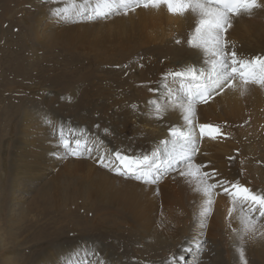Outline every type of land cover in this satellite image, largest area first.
I'll use <instances>...</instances> for the list:
<instances>
[{
	"label": "bare ground",
	"instance_id": "1",
	"mask_svg": "<svg viewBox=\"0 0 264 264\" xmlns=\"http://www.w3.org/2000/svg\"><path fill=\"white\" fill-rule=\"evenodd\" d=\"M258 4L260 5V7L253 9L251 15H248L245 13H241L240 15H234L231 20L232 27L228 29L227 31L231 35H235V36L245 34L247 32V36H246L247 45L244 46L245 45L244 44L241 46L240 49L238 48V51H240L239 53H242V58H239V59H242V60H251L257 56L264 57V50H262L264 49V0H258ZM77 10H80V9H77ZM65 11L67 13L65 15H68V17L72 16L71 10L66 9ZM124 15L122 16H124V19L126 18V20H122L120 22L119 19L121 18L115 16L113 17L115 18L113 22H116V25L124 26L126 28L127 25L133 24L134 21H138V22L142 21V23H144L145 21L155 22L157 18H161V17L167 18L168 20L171 21V23L174 26L172 30L176 31V35L174 37L175 39L173 38L174 39L173 43H168L165 47L163 48L161 47L159 49H151L149 47L145 48L144 45H147V43L146 41L142 39V37H144L141 35L142 29L140 31L141 34H139L140 32H138V35H136L137 34L136 31H135L136 34L135 32L133 33L132 31V33L136 36L131 41H133L135 45L138 46L137 53H135V55L130 56V58L127 61H124L123 64L119 63L121 65L120 68H109V69L106 68L104 70L101 69L102 71L99 70L100 72H103V74L105 75H100L99 72L95 73L94 72L95 70L92 71L90 69L91 72H89L88 74L89 76L91 75L90 82H92V84L90 85L91 88L88 91L89 95L86 93V91H83V92L79 91L78 93L79 99H76L74 103L71 102L70 104H68L67 102L68 105H66L64 101L59 100V97H55L54 100L48 99L44 101V106L40 107L42 109L40 108L35 109V110L33 109V111L36 112V116L37 115H40L41 117L43 116L44 119L57 117L59 121L58 126H57V128L59 129L58 133L61 134V130H62L63 136L65 139H66L67 132L72 134L74 132L77 133L80 131V134L84 138L89 137L90 141L92 140V142L95 143V145L97 144L99 146L102 145L106 147L108 151L111 150L114 153L116 151H120L121 153L125 155L135 156V157H140L142 155L152 156L153 153L151 154V151L146 149L143 143L139 144L142 142L141 140L137 141L136 144H134L132 140L128 141V138L126 135V132H127L126 129H128V127L131 125L126 123L127 122L125 121L126 117H129V115L132 113V117L136 118L138 122H143L146 125L153 126V127L155 125L157 126L158 130H155V129L154 130L158 131V137L146 136L150 138V142L155 143L158 140L163 141V140H166L167 137H170L171 139H173V137L171 136L170 129L173 127H176V125L174 124L176 122L187 123L184 120L185 113L181 105L186 104L188 97L187 95L186 97L184 96V98L181 97L182 99L177 103H173V104L164 103V101L168 99V98L166 99V96H167L166 90L168 88V84H170L167 76L170 74V70L177 66V65H173L172 63L179 62L183 64L181 65L183 67L182 68L183 71H186L189 68L194 69L197 72V74L200 76V81L203 82L205 77L211 76L212 74L213 56H212L211 51L207 50L206 48L195 47L189 43V41L191 40V37L194 34V30H195L196 24L198 23V19H199L198 15L191 11L186 12L184 14H172L168 11L166 5H161L158 8H153V7L144 8L141 5L138 8L135 7L134 9L128 10L127 14L124 13ZM132 16H134L136 19L134 18L135 19L134 20L130 18ZM130 19L134 21H130ZM138 22L136 23L138 24ZM108 23H105L104 26H106V24ZM96 26H89V29L91 31V34L97 37V34L101 30L94 32L97 30ZM140 26H142V24ZM146 27L148 28L149 25ZM82 28L83 27H81V29ZM107 28L109 29V25H107ZM147 28H145L143 31L145 30L147 31L148 30ZM64 31H66V28ZM80 32L81 34L79 36H81V40H83L85 38L83 36L88 33V30L83 29ZM130 33L128 35H130ZM73 34L74 32L72 33V35ZM65 35L63 36L61 35L60 39L56 41L60 43V46L63 45V47L69 46L71 44L70 41L72 37L71 38L64 37ZM57 39L52 38V40H57ZM226 39H227V36H226ZM95 43L97 44V42ZM27 44L29 45V43ZM229 44L231 45V43ZM231 46L230 48H232ZM172 47H174V49H172ZM234 48L236 50V47ZM12 49H14V47ZM129 50H132V49H129ZM8 59L9 58H7V60ZM14 60L11 59L10 63L7 62L9 63L8 65L9 67L11 65H15L11 71L12 73H15L17 66H18V63L14 62ZM81 63L82 61H80L78 63L80 65H77V66L82 67L85 62L83 64ZM111 65L112 64H110V66ZM193 67H196V68H193ZM67 73L71 74L72 76L73 75L78 76L80 79H82L83 77V76H79V74L74 70H69ZM117 73H120V74H117ZM18 74H22L21 79L24 78V80H28L30 77L41 79L42 81L46 79V76L43 75V73L35 74L33 72L31 74L28 71V69H24V70L21 69V71ZM63 74L66 75V72ZM51 78L52 77H50V79ZM16 80L18 79L16 78ZM118 87H120L121 89L119 93V97L122 96L123 93L128 91L131 94V97H132L131 99H133V101L138 106L139 104L141 105L140 106L141 111L138 110L139 108L137 109L130 108L128 105L124 104L125 100L123 99L121 101H115L113 99L112 90L113 88H118ZM24 89H27V87H22L20 90L11 91L10 93H7V94L4 93L5 91H3L0 94V99H3L4 101L3 107L0 109V121L7 122L6 123L7 128H5L2 124H0V136L4 135L5 131L10 132V127H11L12 132L15 131L16 133H19L20 131H23L24 129L23 133L25 134L29 133L30 128L28 129V127H25L26 126L25 121L27 123L30 121H34V119L31 117V113L29 112L32 109H30L27 106V104L32 101V98H31V95L28 94L26 91L25 93L23 92L20 93V91ZM152 92H154L153 94L155 95L157 94L158 96V100L155 103L149 102V98L153 97ZM110 99L111 101H114V102L110 103L109 102ZM209 99L210 100L208 102L211 104H216V106L221 104V106L224 109L223 110L224 112L222 114L227 117L229 115L228 120L230 121V123L234 125V127L236 126L235 128L236 131L238 129L240 133L244 132L245 134V132H247L248 130L253 131V130H256L257 128H260L261 126H264V86L253 84V83H249L245 85L243 84L240 78H237L234 81L231 88H227L219 95L215 94L213 97ZM105 100L106 102H104ZM88 102L90 103L86 105ZM102 103H106L105 105L106 112L111 110V108L114 107L115 103L117 104V105L115 104L116 111L108 112L109 113L108 118L106 117L107 115L104 116V114L99 112L100 110L99 108L94 109L95 108L94 106H98V105L101 106L100 104ZM156 105H159L161 108V114L159 118L156 115ZM87 106L91 107V111L88 110L89 108ZM149 106H150V111L152 112L148 111L149 113L145 115L146 112L144 111ZM104 109L105 108H102V110ZM211 110L209 109V107H207L205 103L195 104L194 106L195 115H194V120H193L196 122L195 124L197 126L195 132L199 133V125L202 122L207 123L211 121L212 116L210 115V113L213 112V111L210 112ZM68 113H71V114H68ZM85 114H89V119H87L83 124H79V121L84 120ZM14 115H17L16 122L19 119L20 125L18 126V128L16 127V124L11 126V117ZM40 118H38L39 121H40ZM223 120L224 119H222V121ZM224 121L226 122V119ZM170 122H172L173 126L170 124ZM134 124L136 125V123ZM129 134H131V132ZM142 134L144 133L142 132ZM222 136L223 134L218 135L217 138L215 139L210 138V137H203V139L206 138L207 141H213L214 142L213 145L215 147L212 148L213 146L212 145L211 148L207 149L208 158H206V156H204L203 154H199L197 152L196 155H194L193 157L194 163L196 165H201L202 166L201 170L205 172L210 173V171L214 169L220 170L219 171L220 174L214 176L212 180L209 181L210 183H214L216 180L227 181L228 179H234L235 182H237L240 185L247 186L255 193H264V158L258 157L255 161L248 160L247 163H244L243 162L244 160H243V161H240L241 162L240 164L234 163L235 166H233L232 165L233 161L231 162V160H229L230 158L222 159L224 156L228 154L226 151L228 147L226 145L227 140L226 142L221 141L220 138ZM146 137L144 136L143 138H146ZM25 138L26 136L24 134H21L16 141L12 140L13 142L12 141L7 142L6 146L1 145L0 147V178L2 182L4 180L7 182V187H8V194L6 195L7 202L5 201L0 202V209H1L0 212H3L2 214H5V216H7L10 221L18 219V222H22L23 226L25 224L26 225L24 228L25 233L35 232L34 238L32 236L33 241L42 233H44V237L46 238H44L45 241H43L44 244H43V248L41 251L42 253L36 254L32 260H29L28 262H24V261L19 262V261H13L9 257H3L2 259H0V264H61L62 262L61 260H64V262H68L70 264H79L81 259H85V257L80 258V256L83 254H86L87 257H91V260H95L96 262L101 261L102 264H106L105 262L113 263L114 262L113 260L115 257L112 256L110 253L104 254L108 256L101 255L100 245L94 244L96 246H93L88 243L87 251L81 252L79 251L78 246H81V245L83 246L84 244H81L78 238L76 237L67 238L64 241L59 240V243H58L57 239L61 236L59 235V233L63 229V225L59 226V224H57V221H55L54 219L53 220L55 222H51V221L47 222L46 220H44V222H46L45 223L46 225L43 222H42L43 224H41V222L39 221L40 219H42V218L39 219L40 214L44 216L45 219L49 218L50 213L53 212L52 214H55L54 213L55 211L51 210L53 207H55L57 211V208H61V206H65V203L72 201V199L76 195V192L77 191L79 192V189H78L77 184L68 181L70 179L69 177H64L65 178V181H64L63 172H62L58 177H55V178L50 177L52 179L47 180L48 181L47 184L42 186L41 189L38 190L39 192L36 198L34 197V199L27 200L28 193L30 192V190L34 188L33 187L34 182L37 183L36 181L38 179L37 177L39 175L42 176L43 173H45L48 169L50 170L51 168H53L54 164L57 163L58 160L60 159L59 158L60 142L57 140L54 141V139L52 140L44 134L41 137L39 135H35V137H33L32 139L33 141L30 142L31 148L30 150H28L29 154L27 157V152H26L27 150H23V143H24ZM138 139L140 138L138 137ZM27 147H28V143H27ZM231 149H233V147H231ZM167 150L168 148L166 150L161 149L159 150L158 153H156V155L160 158H163ZM213 151L216 153H213ZM197 154L199 156H197ZM210 154L212 155L214 154L216 156L209 158L211 156ZM240 154H238V156ZM251 154H253L252 151H251ZM102 155L106 158V162H108L109 160H114V158H109L105 156V154H102ZM241 155L244 156V154H241ZM24 156L25 158H23ZM207 160H209V163L206 166H204L203 162ZM88 164L89 163L86 162V165ZM224 164H230L229 168L227 169V167H224ZM178 166L180 167V169L184 167L182 166V164ZM105 170L95 165L94 172L97 175H99L98 178L103 181V184L97 186V188L96 187L85 188L86 192L94 190V189L97 190L98 188L101 189L103 194L98 196L100 199L99 203H101L104 207L110 208L111 210H115L116 208L117 211L122 212L123 210H128L132 208L133 206L129 207L123 201H120L121 199L118 200L117 197L118 196L122 197L123 195L122 194V190H123L122 183L118 181L119 185L117 184L118 185L117 186L114 182L113 175L109 172V170H106V171ZM28 182H30L29 185L31 187L27 186ZM123 182H124V179H123ZM197 184L199 185L200 183L195 178L181 176L179 174V169L178 170L175 169L174 172L170 175V177H168V179H166L164 183H162L161 185H158V187L156 188L141 187L139 189L130 188L129 195H130V198L131 197L134 198V201L136 203L135 205H137V202L141 203L140 198H142L143 204L142 203L141 204L143 207L142 211H144L145 213L144 219L150 220V219H155L157 215V211L159 209L162 210V208H163L162 211H164V208H166V205L168 204L176 206L177 208L182 207L183 209H186L184 198L186 195L187 196L191 195L194 189L196 190L195 186ZM124 187L126 188L125 185ZM108 189L110 191H114L115 194H113L111 197L110 196L105 197L104 196L105 191ZM86 192L83 194H86ZM3 194H6L5 190H3ZM91 194L92 192H90V195L88 194V196H91ZM213 198L211 197V200ZM124 199L129 200V198L127 197ZM207 199L208 198L200 190V192L197 193V196L195 198L196 202L194 201V203L190 205V210L188 211L189 213H187L188 216L183 223L184 224L183 231H179V232L176 231V233H170V235L172 234L170 237L164 236L159 231L160 227H157V229L154 228L150 230V232L147 235L145 231L142 230V228L140 229L139 231L140 233L138 234L140 235L138 243L141 240V244L145 245L143 249H141L140 251L142 255H144V258H147L146 262H151L150 264H155V263L159 264L161 262H164L166 260L165 259L166 257L164 256L167 253H173L174 255L179 253V248L182 246L184 239L188 241L190 239H198L201 235H203V231H210V234H214V236L211 235L212 237L214 238L219 237L218 238L219 240L218 250L220 251V257L218 258L217 261L214 262V264L216 263L225 264L224 260L226 261V264H244L245 261H247V264H264V229H263V226L258 222L256 223V226H255L256 232L254 234V238H249V236L244 235V226H245L244 218L247 215V212H245L243 209L240 208V204L237 201L235 202V205H233L232 198L225 194L220 195V196L218 195L215 197L214 207L209 210V212H211L210 215L208 213L207 216H202L201 213L204 210ZM69 207L67 209H70ZM229 213H231V215ZM60 217L62 218V216ZM73 223L74 222H72V224ZM75 225L77 226V224ZM34 226L35 227L37 226V229L34 228L30 230V228ZM50 227H54V230H50L51 229ZM70 229L72 228L70 227ZM144 236H146L147 238H144ZM135 237L136 236L134 237L132 236V238H135ZM241 237H243V240L241 239ZM49 239H52L53 241ZM149 239H150V242L148 241ZM142 240L145 241V243H143ZM48 241H51L52 243ZM214 243L216 245V241ZM224 247H225V253H224ZM5 249L6 250H3V251H5V253L8 252L9 254L11 252L17 251V248L13 246L12 247L8 246V248H5ZM54 251L60 252V254L62 255L56 254ZM232 253H235V255ZM160 258L162 260H160ZM154 259H157V261L159 262H157L156 260L153 261ZM191 260H194V259H191ZM115 264H124V263L117 262Z\"/></svg>",
	"mask_w": 264,
	"mask_h": 264
},
{
	"label": "rangeland",
	"instance_id": "2",
	"mask_svg": "<svg viewBox=\"0 0 264 264\" xmlns=\"http://www.w3.org/2000/svg\"><path fill=\"white\" fill-rule=\"evenodd\" d=\"M97 3H98V0H0V90H1L0 94L3 91H5L4 92L5 94H7V93H10L11 91L20 90L22 87H27V89L21 90L20 93L21 92L25 93L26 91L28 94L31 95L32 101L29 102L27 106L30 109H32L29 112L31 113V117L34 119V121H30L28 123L25 121V125H26L25 127H28V129L30 128L28 134L23 133L24 129L23 131H20L19 133H16L15 131L12 132L11 127H10V132L5 131L4 135L0 136V147L1 145L6 146L7 142H10L12 140L16 141L21 134H24L26 138L23 143V150H27L26 152H27V157H28V154H29L28 150H30L31 148L30 142L33 141L32 139L33 137H35V135H39L41 137L44 134L48 136L50 139L52 140L54 139V141L56 140L59 141L60 142V146H59L60 147L59 149L60 159L58 160L57 163L54 164L53 168H51L50 170L48 169L45 173H43L42 176L39 175L37 177L38 178L36 180L37 183L34 182V185H33L34 188L35 187L37 188V189L35 188L37 191L34 188L30 190V192L28 193L27 200L34 199V197L36 198L38 196V192H39L38 190H40L42 186L47 184L48 182L47 180L52 179L50 177H54V178L58 177L62 172H63V180L65 181L64 177H69L70 179L68 181L77 184L79 192L78 191L76 192V195H75L76 197L74 196L72 201L68 200L69 202L65 203V206H61V208H57L58 212L56 211L55 207H53L51 210L55 211L54 212L55 214H52L53 212L51 211L52 213H50L49 218L45 219L44 216L40 214L39 219L40 218L42 219H40L39 221L41 222V224L43 223L45 224L46 222H44V220H46L47 222L57 221V224H59V226L63 225V229L59 233V235L61 236L57 239L58 240L57 242L59 243V240L64 241L67 238L76 237L78 238L81 244H84L83 246L82 245L78 246V249L81 252L87 251L88 243L93 246L100 245L101 255L108 256L104 254L110 253L112 256L115 257L113 260L114 261L113 263L105 262L106 264H115L117 262H120V263L123 262L124 264H150L151 262H146L147 258H144V255H142L140 251L145 246L144 244H141V240L138 243L139 236H140L138 234L140 233L139 232L140 229L142 228V230H144L147 235L150 232V230L154 228L157 229V227H160L159 231L166 237H170L172 235V234L170 235V233H176V231L177 232L183 231V225H184L183 223L188 216L187 213H189L188 211L190 210V205L194 203V201L196 202L195 198L197 196V193L200 192V188H199L201 187L200 184L199 185L197 184L195 186L196 190L194 189L191 195L185 196L184 203H185L186 209H183L182 207L177 208L176 206L168 204L166 205V208H164V211H162L163 208L162 210L159 209L157 211V215L155 219L145 220L144 219L145 213L144 211H142L143 210L142 209L143 208L142 198H140L142 204L140 202H137V205H135L136 203L134 201V198L132 197L130 198V195H129L130 188L131 189L133 188L139 189L141 187L156 188L158 187V185H161L162 183H164L165 180L168 179V177H170V175L174 172L175 169L177 170L180 169L178 165L176 168L165 171L163 175L160 176V178L157 180L156 183H148L143 180H137L135 179L134 176L120 175L116 171L111 170V168H105L99 163V158H100L99 156H101L102 154H105V156L109 158L115 159L114 157L115 153L113 151L111 150L108 151V149L102 145L101 146H99L98 144L95 145V143H93L92 140L90 141L89 137L84 138L80 134V131L77 133L74 132L72 134L67 132L66 139L70 141L71 148H74L75 141L77 139H80L82 141L86 140L87 147L91 149V153L89 154L87 151L83 150V145H82L81 147L82 154L73 156L70 154L69 149L63 146V143L61 141V134L58 133L59 129L57 128L58 122H59L58 118L56 117V118L44 119L43 116L42 117L40 115L36 116V112L33 111V109L35 110V109H39L40 107H43L44 101L48 99L54 100L55 97H59V100L64 101V103L68 105L71 102L74 103L76 99H79V94H78L79 91L81 92L86 91V93L89 95L88 91L91 88L90 85L92 84V82H90L91 75L89 76L88 73L91 72V70L92 71L95 70L94 71L95 73L99 72L100 75H105L103 74V72H100L99 70L101 69L104 70L106 68L108 69L109 68H120L121 67L120 64H123L124 61H127L130 58V56L135 55V53H137L138 46L135 45V43L131 40L135 38L136 35H138V32H140L141 29H142L141 31L142 34L141 32L139 34L144 36L142 37V39L146 41L147 43V45H144L145 48H148V47L151 49H159L161 47L163 48L168 43H173V40L175 39L174 37L176 35V31L174 30L175 31L174 32L172 30L174 26L171 23V21L165 17L157 18L155 22L154 21L144 22L143 20L144 23H142V21H140L141 22L140 23L138 21H134L136 18L132 16L130 18L132 19L135 18V19L134 20L130 19V21H134V22L133 24L127 25L126 28L124 26L116 25V22H113V20L115 19L113 17L115 16L121 18L119 19L120 22L122 20H126V18L124 19V16H125L124 13L127 14V12H125L123 9L116 10L112 12L111 14L107 15L106 17L90 19L89 16L93 14V9L96 6L95 4ZM66 9L71 10L72 16L68 17V15H65L67 14L65 11ZM77 9H80V10H77ZM57 11L59 12V15H57ZM136 22H138L139 25ZM105 23H108V24L104 26ZM146 23L149 25L148 28L146 27L148 26ZM98 24L99 25L101 24V25L99 26ZM141 24L142 26H140ZM107 25H109V29L107 28ZM89 26H96L97 30L94 32L101 30L97 34V37L91 34ZM81 27L83 28L81 29ZM63 28L64 30L66 28L67 32L64 31ZM145 28L148 29L147 31L145 30L146 33L145 31H143ZM83 29L88 30V33L83 36L86 38V40L85 38L83 39L84 41L81 40V36H79L81 34L80 31ZM102 29L105 31H103ZM132 31L133 33L136 31L137 34L135 32L136 35H134ZM73 32L74 34L72 35ZM58 33L59 34L62 33L61 34L62 36L65 35L66 33L68 35L71 34L72 36L71 35L68 36L67 34L64 36V37H70V38L72 37L70 41L71 44L69 46H64V47L63 45L60 46V43L56 42L60 39V36H61ZM129 33L130 35H128ZM226 36H227V41L231 43L232 45L231 46L229 44L230 50H233L236 52L238 51V48L239 49L241 48L242 45L244 44H245L244 46L247 45V40H246L247 32L245 34L236 35V36L231 35L229 32H227ZM51 37L56 38V39L58 38V39L52 40ZM233 41H235L236 43ZM95 42H97V44ZM27 43H29V45ZM230 46L232 48H230ZM233 46L236 47V50ZM13 47L14 49H12ZM129 49H132V50H129ZM172 49H174V47H172ZM122 52L123 53L125 52V53L123 54ZM239 52L240 51L236 52L237 57L242 58V53H239ZM7 58L9 59L7 60ZM11 59L13 60L15 59L14 62L18 63L15 73L11 72L15 65H11L10 67L8 66L9 63L11 62ZM80 61H82L81 64L85 62L82 67L77 66V65H80L78 64ZM110 64L112 65L110 66ZM172 64L177 65L176 66L177 68L175 67L176 69L175 68L171 69L170 74L167 76L170 84H168V88L166 90V94H167L166 99L167 98L168 99L164 101L165 104L177 103L182 98H184V96L186 97L187 94H186L184 87L189 83L191 79L190 77H187V76L180 77V78L174 77L171 73L185 72V71H183L182 69L183 67L181 66L183 64L179 62L178 63L173 62ZM193 68H196V67H193ZM21 69L22 70L28 69V71L31 74L33 72L35 74L43 73V75L46 76V79H44L43 81L41 79H36L33 77H30L28 80H24V78L21 79L22 74H18L21 71ZM69 70L76 71L79 74V76H83L84 78L82 77V79H80L78 76H75V75L72 76L71 74H68L67 72ZM65 72H66V75L63 74ZM117 74H120V73H117ZM50 77L52 78L50 79ZM16 78L18 80H16ZM195 84H196V81H192V85L194 87H195ZM120 91H121L120 87L113 88L112 93H113V99L115 101H121L123 99L125 100L124 104L128 105L130 108H133V109L139 108L138 110L141 111V107H140L141 105L139 104L138 106L133 101V99H131L132 98L131 94L128 91H126L125 93H123L122 96L119 97ZM153 93L154 92H152L153 97L149 98L150 103H155L158 100L157 94L155 95ZM214 95L215 94H213L211 97H213ZM209 100L210 99H208V101ZM208 101L205 104L207 105V107H209L210 110L212 109L210 112L212 111L213 112L210 113V115L212 116L211 121L207 123L218 125L223 134L222 136L223 138L221 137L220 140L225 141V142L227 140L226 145L228 147L226 151L228 154L224 156L222 159L230 158L229 160H231V162L233 161L232 165L235 166L236 163L240 164L241 163L240 161H243V160H244L243 161L244 163H247L248 160L255 161L258 157L264 158L263 157L264 155V126H261L260 128H257L256 130H253V131L248 130L247 132H245V134L244 132L240 133L238 129L236 131L235 129L236 126L234 127V125L230 123V121L228 120L229 115L227 117L222 114L224 112L223 111L224 109L221 106V104H219L220 106L219 105L216 106V104H211ZM3 102H4L3 99H0V109L3 107ZM104 102H106V100ZM109 102L113 103L114 101H111L110 99ZM89 103L90 102H88L86 105H88ZM197 103L204 104V102L202 101H197ZM115 104H114V107L111 108V110H109L110 112L116 111L115 106L117 104L116 105ZM100 105L101 106L99 105L94 106L95 107L94 109L99 108L100 109L99 112L104 114V116L107 115L106 117L108 118L109 111L106 112V106H105L106 103H102ZM87 107L89 108L88 110L91 111V107L90 106H87ZM102 108H105V109L102 110ZM148 111L152 112L150 111V106L144 111L146 112L145 115L149 113ZM68 114H71V113H68ZM16 116L17 115H14L11 117V126L16 124V127L18 128L20 124H19V119L16 122ZM215 116L217 117V119ZM38 118H40V121ZM87 119H89V114H85L84 120L79 121V124H83ZM222 119L224 120L226 119L227 123L224 120L222 121ZM125 121H127L126 122L127 124L131 125L128 127V129H126L127 131L126 135H127L128 141L132 140L134 144H136L137 141L141 140L142 142L139 144L143 143L144 147L148 149L149 151H151V154L154 152L158 153L159 150L161 149L166 150L167 148L168 149L171 148L172 139L170 137H167L166 140H163V141L158 140L155 143L150 142L149 137L151 136L158 137V131H155V130H158L156 125L154 126L155 127L154 128L153 126L146 125L143 122H138L136 118L132 117V113L129 115V117H126ZM193 122L194 124L196 123L195 121ZM6 123L7 122L5 121L3 122L0 121V124H2L5 128H7ZM134 123H136V125ZM170 124L172 125V122H170ZM174 125H176V127L178 126L177 128L183 131H187L188 129V124L185 122H176ZM147 129L150 131V133L152 132L151 133L152 135L149 133ZM130 132L131 134H129ZM142 132L144 134H142ZM138 135H140L141 137ZM194 135L197 137L199 141L198 153L203 154L204 156H206V158H208L207 149L211 148L214 142L207 141L206 138L203 139V137H201L198 132H195ZM244 135L246 138L244 137ZM137 136L140 139H138ZM144 136L145 137L149 136V137L143 138ZM27 143H28V147H27ZM214 147L215 146L213 145L212 148ZM231 147H233L234 150L231 149ZM251 151L253 152V154H251ZM213 153H216V152L213 151ZM240 153L244 154L246 158ZM238 154H240L239 155L240 158ZM210 155L211 156L209 158L216 156L214 154L213 155L210 154ZM197 156L199 155L197 154ZM23 158H25V156ZM86 162H88L89 164L86 165ZM208 163H209V160L203 162V165L206 166ZM95 165H97L98 167L104 170L105 169L109 170V172L113 175V179L116 185L117 184L119 185L118 181L122 183V188H123V190L121 189L122 194H123L122 197L124 198L127 197L129 198V200L128 199L125 200L121 196H118L117 198L118 200L121 199L120 201H123L129 207L133 206L132 208L128 210H123L122 212L117 211L116 208L115 210H111L110 208L104 207L101 203H99L100 199L98 196L103 194L101 189L98 188L97 190L94 189V190L86 192L85 188H89V187L97 188V186L103 184V181L98 178L99 175H97L94 172ZM229 166L230 164H224V167H227V169L229 168ZM112 167H118V164H113ZM213 171H215L217 175L220 174L219 169L211 170L210 173ZM123 179H124V182H123ZM227 182L237 183L234 181V179H228ZM29 183L30 182H28L27 186L31 187ZM124 185L126 186V188L124 187ZM3 190H5L6 194H3ZM84 191L86 192V194H83L85 193ZM90 192H92V194L91 196H88V194L90 195ZM7 194H8L7 182L5 180L2 182L0 178V202H3V201L7 202V196H6ZM113 194H115V192L110 191L108 189L105 191L104 196L111 197ZM218 195L219 196L224 195V193L220 189L215 190V194L212 196V198L213 197L214 198L212 199L211 208L214 207L215 197ZM237 202L240 204V208L243 209L245 212H247V214H249V205L240 199H238ZM68 207L70 209H67ZM2 213L3 212H0V259H2L3 257H9L13 261L28 262L29 260H32L36 254L42 253L41 251H42L43 244H44L43 241H45L44 238H46L44 237V233L40 234L33 241L32 236L34 238L35 232L25 233L24 231V228L26 226L25 224L23 226V223L18 222V219L10 221L9 218L5 216V214H2ZM210 214L211 212H209V215ZM251 215L254 219L257 220L258 223H260L263 226V229H264V217H259L258 213H251ZM60 216H62V218ZM72 222L74 223L72 224ZM75 224H77V226ZM133 225L136 227H134ZM70 227L72 229H70ZM34 228L37 229V226L31 227L30 230ZM50 228H51L50 230H54V227H50ZM209 234H210V231H203V235H201L198 239H190L189 241L184 239L182 246L179 248V253L175 255L173 253H167L164 256L166 257L165 258L166 260L159 264H214V262L217 261L218 258L220 257V251L218 250V246H219L218 238L219 237L214 238L212 237L214 236V234H210V235ZM132 236L133 237L136 236L135 237L136 239L132 238ZM144 238H147V237L144 236ZM49 240L53 241L52 239H49ZM51 241H48V242L52 243ZM148 241L150 242V239ZM215 241H216V245L214 243ZM143 243H145V241H143ZM8 246L16 247L17 251L11 252L10 254L8 252L5 253V251L3 250H6L5 248H8ZM54 252L56 254H60V252H57V251H54ZM224 253H225V247H224ZM232 254L235 255V253H232ZM82 257H85V259H81L79 264H102L101 261L96 262L95 260H91V257H87L86 254H83L80 256V258ZM161 258L160 260H162ZM191 259H194V260H191ZM155 260L157 261V259H154L153 261ZM61 261H62L61 264H70L68 262H64V260H61ZM224 263L226 264L225 260H224Z\"/></svg>",
	"mask_w": 264,
	"mask_h": 264
},
{
	"label": "snow or ice",
	"instance_id": "3",
	"mask_svg": "<svg viewBox=\"0 0 264 264\" xmlns=\"http://www.w3.org/2000/svg\"><path fill=\"white\" fill-rule=\"evenodd\" d=\"M141 5L144 8H158L161 5H166L172 14H184L189 11L197 14L198 23L189 43L192 46L203 47L211 51L213 56L212 74L201 82L200 76L192 68L185 72L172 73L177 78L185 76L191 78L185 86L187 102L181 105L188 129L187 131L176 127L170 129L173 137L172 146L163 158L157 157L155 152L152 156L135 157L116 151L114 160L106 162V158L101 155L99 163L120 175L134 176L135 179L148 183H156L165 171L182 164L184 167L179 169V174L195 178L200 183V190L208 198L201 215H208L212 206L211 197L215 194L216 189H220L225 195L232 198L233 205L238 199L249 205V214L244 218V235L254 238L257 220L252 218L251 213H258L259 217H264V193H255L247 186L238 183L222 180H216L214 183L209 182L217 173L202 171V166L196 165L193 161L194 155L199 150V141L194 135L196 125L193 120L194 106L197 101L207 103L213 94L219 95L225 88H231L237 78H240L245 85L253 83L264 86V57L257 56L251 60L239 59L237 53L229 49V42L225 35L232 27V17L241 13L251 15L253 9L260 7L258 0H98L93 14L89 18L106 17L119 9L127 12ZM57 15H59L58 11ZM192 81H196L195 87H193ZM160 114L161 108L156 105L158 118ZM199 134L201 137L215 139L218 135H222V131L218 125L201 123ZM61 141L73 156L82 154V145L84 151L91 153L86 140L77 139L75 147L71 148L70 141L64 138L62 130ZM113 164H118V167H112ZM229 214L231 215V213ZM241 239L243 240V237ZM244 264H247V261Z\"/></svg>",
	"mask_w": 264,
	"mask_h": 264
}]
</instances>
